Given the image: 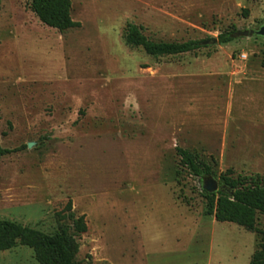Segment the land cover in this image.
Listing matches in <instances>:
<instances>
[{"label":"rangeland","instance_id":"rangeland-1","mask_svg":"<svg viewBox=\"0 0 264 264\" xmlns=\"http://www.w3.org/2000/svg\"><path fill=\"white\" fill-rule=\"evenodd\" d=\"M29 5L0 0V219L53 234L70 203L87 224L75 264H248L260 236L203 214L176 147L218 182L264 178V38L152 57L123 30L202 42L256 30L264 0H71L65 32ZM0 264L38 263L18 245Z\"/></svg>","mask_w":264,"mask_h":264},{"label":"trees","instance_id":"trees-1","mask_svg":"<svg viewBox=\"0 0 264 264\" xmlns=\"http://www.w3.org/2000/svg\"><path fill=\"white\" fill-rule=\"evenodd\" d=\"M30 10L45 26L59 32L79 28L80 23L71 17V0H30ZM234 32L218 35L217 44L233 41ZM123 39L130 48H141L152 57L176 56L194 52L201 48V41L153 42L142 32L141 27L128 23L123 30ZM11 151L0 145V158ZM181 167L189 175L202 179L206 176L216 178L213 165L201 160L196 153L176 147ZM219 184H224L228 191L207 193L202 190L205 199L203 214L212 216L216 222L232 223L248 232H255L259 237L258 248L252 254L248 264H264V231L256 227L257 217H264V178L259 175L238 176L222 175ZM232 192V195H230ZM70 225H62L53 234L22 226L9 220L0 219V251L10 250L18 245L33 251L38 264H75L78 252L77 238L87 231L85 216L75 217L68 203ZM65 216L60 218V221Z\"/></svg>","mask_w":264,"mask_h":264},{"label":"water","instance_id":"water-1","mask_svg":"<svg viewBox=\"0 0 264 264\" xmlns=\"http://www.w3.org/2000/svg\"><path fill=\"white\" fill-rule=\"evenodd\" d=\"M235 37H248V36H257L264 38V23L258 27L256 30H244V31H235L234 32ZM201 44L203 46L206 45H214L217 44V39H211V40H205L202 41ZM28 147H31L29 144ZM202 190L207 193H217L218 191H228V189L225 186H222L219 184L218 180L213 178L212 176H206L203 177L202 180ZM230 195H232V192H230Z\"/></svg>","mask_w":264,"mask_h":264}]
</instances>
